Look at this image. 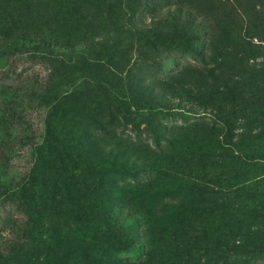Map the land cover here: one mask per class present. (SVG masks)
Masks as SVG:
<instances>
[{"label": "trees", "instance_id": "1", "mask_svg": "<svg viewBox=\"0 0 264 264\" xmlns=\"http://www.w3.org/2000/svg\"><path fill=\"white\" fill-rule=\"evenodd\" d=\"M130 1L103 0V17L97 22L92 16L63 21L60 38L69 48L99 38L95 61L60 62L66 80L68 73L80 74V86L78 78L70 76L69 91L59 92L50 69L37 95L27 93V103L36 102L42 110V127L37 141L30 134L21 139L25 169L6 180L0 194L10 209L6 233L0 237V264H264V193L253 191L246 197L250 181L264 182V69L249 72L246 59L239 51L233 53L228 72L237 81L213 91V108L199 114L209 134L207 145L190 156L178 155L181 149L169 144L170 136L164 139L171 148L121 147L110 108L116 111L126 105L116 94L131 50L132 37L121 41L125 31L120 25L126 21ZM182 1L212 8L207 0ZM246 9L258 13L252 4ZM190 28L184 24L162 34L144 27L135 36L144 48L190 49L183 37ZM255 34L244 43L251 60L264 58V38ZM109 36L119 38L115 57ZM54 38L50 33L39 39L42 57L52 62ZM92 67L99 72L91 75ZM129 74L126 69L125 92L135 89L138 98L126 106L148 113L158 110ZM89 77L93 85H88ZM82 84L85 87L80 88ZM195 134L187 136L189 142L199 141ZM177 137L184 139V134L178 132ZM190 162L213 177L208 186L201 182L205 174L189 176L185 169L189 167L183 164ZM125 177L139 179L129 183ZM183 179H190L197 202L163 208L167 196L163 184ZM175 193L184 202L185 194ZM258 234L262 238L254 239ZM244 240L254 241L256 254L246 249ZM122 254L133 258L121 260Z\"/></svg>", "mask_w": 264, "mask_h": 264}, {"label": "rangeland", "instance_id": "2", "mask_svg": "<svg viewBox=\"0 0 264 264\" xmlns=\"http://www.w3.org/2000/svg\"><path fill=\"white\" fill-rule=\"evenodd\" d=\"M207 1L212 3L209 10L201 8L200 4L182 0H131L125 6L126 21L120 22L124 27L125 36L123 35L124 39L121 41L132 37V42L131 50L126 55L128 65L119 76L122 79L118 83L121 91L116 95L129 106L138 98L135 89L125 92L128 77L124 76V73L128 69L129 76L134 79L133 83H141L138 84V90H143L140 92L153 101L158 110L148 113L125 104L116 111L110 108L116 116L114 133L121 147L131 144L132 148L137 149L153 150L158 146L171 148L168 146V139H164L170 136L172 141L169 144L181 149L178 155L182 152L185 156H190L202 144L207 145L205 141L209 134L203 128L205 120L199 114L208 113L213 108L216 100L213 91L223 90L237 81L235 76H232L233 73L228 72L233 53L239 51L246 59L249 72L264 69V58L259 56L248 59L249 49L244 45L252 33H256L257 39L264 38V0H235L237 5L234 0ZM102 2L103 0H0V194L4 190L6 180L15 174H21L25 169L26 150L21 139L30 134L37 141L41 131L42 110L35 105L36 102L27 103V93L30 91L32 95H37L42 84L47 82L50 69L53 70L52 81L58 91H69L71 86L68 81L71 73H68L66 80L60 62L79 61L81 58L93 61L97 59L95 43L99 38L94 37L92 42L86 45L69 48L60 38L63 21L73 22L85 16H92L97 22L96 19L103 17ZM248 4L254 5L258 13L252 15L248 12ZM234 5L238 10L234 9ZM255 20L261 22V26L257 25ZM249 21L252 24L248 27ZM184 24L191 27L183 34L190 49L144 48L136 40L135 33L139 28L152 27L156 32L165 34ZM256 29L260 32H256ZM50 33L55 36L51 42L55 47L51 50L56 57L54 62L42 57L43 50L39 44V39L48 37ZM256 38H253V43H257ZM108 39V42L114 45L115 57L118 50V46L115 48V42L119 38L109 36ZM223 47L226 57L222 59L220 50ZM97 72L99 69L96 67L90 69L91 75ZM79 76L78 73L71 76L78 78V86L82 82L79 81ZM86 79H89L88 85H93L91 77ZM82 87L85 85L82 84L80 88ZM86 88L91 90L92 86ZM104 106L103 103L102 108ZM178 132L184 134V139L177 137ZM195 133H198V136ZM191 134L196 135L195 139L199 141L195 143L199 144L188 141L187 136L190 137ZM195 164L190 162L183 165L189 167L185 169L191 177L198 178L197 175L205 174L201 182L208 186L213 177L205 171H197L198 165ZM125 180L131 183L134 179L125 177ZM162 184L160 183L159 188ZM248 185L246 197L253 191L264 193V182L254 184L250 181ZM163 186L167 194L162 200L165 209L178 208L180 204L190 207L193 206V201L197 202L190 190V179H183L180 183L166 182ZM176 191L182 192V197L185 194L184 202L176 196ZM244 204L248 206V201L245 200ZM9 213L7 202L0 200L1 238L7 230ZM262 215L264 216V212ZM253 238L260 240L262 235L258 234L257 238ZM246 242V249L251 248L254 252V241L244 240V243ZM261 257L264 259V256ZM119 258L129 260L133 256L122 254Z\"/></svg>", "mask_w": 264, "mask_h": 264}]
</instances>
